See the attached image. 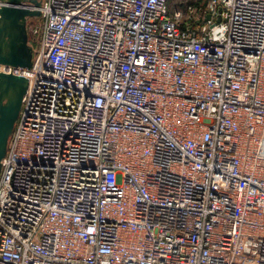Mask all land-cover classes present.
Here are the masks:
<instances>
[{"label": "built area", "instance_id": "2783aa9c", "mask_svg": "<svg viewBox=\"0 0 264 264\" xmlns=\"http://www.w3.org/2000/svg\"><path fill=\"white\" fill-rule=\"evenodd\" d=\"M170 2L22 3L0 264H264V0Z\"/></svg>", "mask_w": 264, "mask_h": 264}, {"label": "water", "instance_id": "95a60500", "mask_svg": "<svg viewBox=\"0 0 264 264\" xmlns=\"http://www.w3.org/2000/svg\"><path fill=\"white\" fill-rule=\"evenodd\" d=\"M0 1V65L29 69L33 48L29 43L26 21L28 17H38L39 11L24 7L22 3L30 2L37 7L40 0ZM208 18L209 15L205 20ZM27 82L25 76L0 71V162L18 117Z\"/></svg>", "mask_w": 264, "mask_h": 264}, {"label": "trees", "instance_id": "16d2710c", "mask_svg": "<svg viewBox=\"0 0 264 264\" xmlns=\"http://www.w3.org/2000/svg\"><path fill=\"white\" fill-rule=\"evenodd\" d=\"M200 1H202L203 3H205L206 0H200ZM175 4H177V3H176V0H171V2H170V7H171V8L174 7ZM183 9H184V8H183Z\"/></svg>", "mask_w": 264, "mask_h": 264}, {"label": "rangeland", "instance_id": "374dc122", "mask_svg": "<svg viewBox=\"0 0 264 264\" xmlns=\"http://www.w3.org/2000/svg\"><path fill=\"white\" fill-rule=\"evenodd\" d=\"M34 18V17H33ZM35 19V18H34ZM27 28H28V26H27ZM28 36H29V33H28ZM30 43V42H29Z\"/></svg>", "mask_w": 264, "mask_h": 264}]
</instances>
